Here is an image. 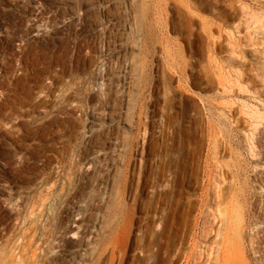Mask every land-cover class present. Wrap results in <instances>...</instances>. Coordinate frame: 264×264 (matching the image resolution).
I'll use <instances>...</instances> for the list:
<instances>
[{
	"label": "rangeland",
	"instance_id": "rangeland-1",
	"mask_svg": "<svg viewBox=\"0 0 264 264\" xmlns=\"http://www.w3.org/2000/svg\"><path fill=\"white\" fill-rule=\"evenodd\" d=\"M160 1L156 12L148 0H0L29 28L0 59V264H85L89 233L63 235L80 210L98 230L102 197L116 222L133 208L130 262L264 264V0H207L194 27ZM138 101L148 120L137 143L150 153L135 164L169 169L163 187L149 176L133 190L135 206L117 193L114 141L137 133ZM168 104L180 124L202 123L192 161L159 147ZM210 124L227 154L212 152ZM154 226L166 236L152 256Z\"/></svg>",
	"mask_w": 264,
	"mask_h": 264
},
{
	"label": "bare ground",
	"instance_id": "bare-ground-1",
	"mask_svg": "<svg viewBox=\"0 0 264 264\" xmlns=\"http://www.w3.org/2000/svg\"><path fill=\"white\" fill-rule=\"evenodd\" d=\"M148 1L150 3L148 5V8H152L156 10V12L161 10L162 4L160 0H148ZM174 1L177 3L179 9L183 11L184 14H186V16L190 18L189 23H188L189 26L194 27L196 24V21L193 19L194 13L196 11L205 10L206 7L204 5L207 0H202V1L174 0ZM0 6H2V4H0ZM26 8H27L26 6H19V9H20L19 11L21 12L23 11L21 9L25 10ZM10 16L12 18H10ZM10 16L3 9L0 10V59H4L3 49H5L6 46L10 47L14 45L16 41H23V39L27 38L29 34L28 33L29 28L23 30V27H25V23L20 17L16 18L15 15L12 13L10 14ZM202 24L205 26L207 25L205 22H203ZM16 29L18 30V33ZM141 61H142V64L145 65L146 59L142 58ZM0 70H1V60H0ZM144 105L145 104L143 105L139 104V101L137 102V105L134 109V113L132 116L133 121L131 120L132 126L135 130H137V133L131 136L127 134L126 137L118 133L114 141L115 147L118 148L120 152H122L120 153V156H119L121 159V164H120L121 167H120V174L118 176V180L116 184L117 193L118 195H121L123 197H129V196L133 197L135 206H136V203H139L140 198H139V194L137 193V191L133 192L134 189L140 190V188L143 187L145 183L149 182L150 178L153 179L152 181L153 186L157 184L159 185V187H163L166 180L168 181L165 175V173H167L169 169V168H166L167 164H164L159 169L155 170L153 168L152 169L144 168L143 165H140L138 167L136 166L135 161H134L135 154L138 153L140 155H145V154L147 155L150 153V143L148 140H146L145 137L141 138L144 142L143 146H139V144L137 143L139 141V137L142 135L141 133H144L142 131L145 130V133H147L146 120H148V114L145 113L146 111H145ZM167 109L168 110H167L165 119L163 121L162 128L160 130L161 139H160L159 147L166 154H169V152L173 150L174 147H176L178 152L182 154H184V152L187 151L188 158L189 160L192 161L194 157L195 145L198 142L197 135L203 129L202 123L200 121L194 122V119H193V122L188 121L190 123L188 126H184L183 124H180L179 120L175 118L173 114H170L169 104L167 105ZM183 114L185 117L187 116L188 113L185 111L183 112ZM110 116L111 118H113V114H111ZM209 126L211 128L212 140L214 144V147L211 150L214 153L215 157H218L221 154H225V153L227 154L228 142L224 138V141L222 142L223 144L222 146L221 142L219 141L220 136H218L219 133L217 132L216 128L212 124H210ZM184 127H187V128H184ZM251 128H253V131L255 130L254 136L256 135L257 132L260 131V128L257 126H254ZM149 176L150 178L148 180ZM107 187L108 186L106 185L105 186L106 192L108 189ZM50 191H49L50 194L48 196L54 195V193L56 192V187L52 186ZM155 197L154 198L152 197L149 203L152 211H157L158 209L157 205L156 206L154 205L156 201ZM43 199L44 198H42V200ZM160 199L161 198H158L157 204H160V201H161ZM100 202H101L100 211H101L102 218H101L100 223L97 224L98 230L96 229V226L95 228H92V229L89 228L88 225L90 223L86 222L83 219L87 216V214L85 216V213L80 212L81 210L79 209L80 210V211L78 210L79 213L78 214L76 213L77 216L74 215L75 217L73 219V222L71 225L69 224L70 225L69 229L67 228L68 231L63 235V237L64 238L70 237L71 239V237L78 236L81 238V242L83 243L82 240H84V236H86L84 235V233L85 232L89 233L87 238H85L87 242L86 247L88 249V252L86 253L85 264H142L141 261H145V259L140 260L138 256H134V258L132 259V262L129 261L131 259L129 256V250L132 249L133 247L130 243V234L132 230L131 225H132V220H133V208H131V206L125 205L121 211L120 222H116L115 220H112L113 214H111V212L112 211L114 212L115 209L110 204L109 200L107 201L105 197H102ZM242 223H243V217L242 218L239 217L238 219L235 220V224L233 227L235 237H238V238L241 237ZM160 224L163 226V228L166 227L165 221ZM155 226H157V223L155 224ZM155 226L151 230V239L150 241H148L146 245V251L151 253L152 256H155V254H158L161 252V250L163 249L162 239H164L166 236L164 229H162L161 231H158L156 230ZM134 249H138V248L136 247ZM79 256L81 255L79 254ZM234 260L235 259L232 256H228L226 260V264H240L239 261L238 263H236V260L235 261Z\"/></svg>",
	"mask_w": 264,
	"mask_h": 264
}]
</instances>
